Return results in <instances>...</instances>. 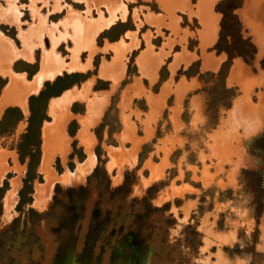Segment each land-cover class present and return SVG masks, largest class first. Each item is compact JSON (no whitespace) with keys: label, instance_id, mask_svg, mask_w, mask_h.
Returning a JSON list of instances; mask_svg holds the SVG:
<instances>
[{"label":"rangeland","instance_id":"rangeland-1","mask_svg":"<svg viewBox=\"0 0 264 264\" xmlns=\"http://www.w3.org/2000/svg\"><path fill=\"white\" fill-rule=\"evenodd\" d=\"M187 1L196 11L198 0ZM119 2L123 3L125 12L123 16L116 12L115 21L132 17L139 29L141 18L152 25L146 17L161 13L158 15L163 16L158 18L168 22L158 0ZM244 2L218 0L215 3L214 11L219 16L217 38L205 52L221 62L216 71L205 70L199 74V85L195 81L187 84L182 76L189 80L199 67L202 71L200 32L203 27L198 17L175 10L178 33H173L166 24L155 26L159 27L155 29V38L148 33L146 45L152 52L160 47L159 51L168 55L162 67L156 69L155 79L139 69L140 76L134 78L133 86L126 87L137 70L136 53L132 51L124 55L123 79L114 91L110 85L108 92H101L109 88L110 80L96 79L94 75L100 63L109 60L111 51L89 57L83 48L76 61L88 65L84 73L78 71L59 77L39 89L43 92L37 101L29 104L27 99L26 110L11 105L19 108H8L0 116V154L5 156L6 168L0 180V228L4 224L0 229V264H264V80H257L248 95L250 102L261 109L259 130L245 137L242 128H232L228 113L235 100L244 96L240 85L228 84L235 62L245 64L256 79L264 73V53H260L238 15ZM42 3L37 1L36 9L52 36L60 35L61 42L55 51L63 63L70 60L71 41L68 40L72 34L67 30L66 40L63 39L64 31L60 33L62 27L55 22L73 10L85 23L98 18L106 20L105 16L110 14L102 4L87 0H60L57 11L52 10L53 2L47 6ZM30 4L31 0H17L15 4L22 22L19 30L0 23V34L16 49L22 46L20 31L38 25L28 10ZM4 8L6 4L0 0V10ZM126 27L114 28L113 36ZM49 36L42 32L41 44L36 42L39 47L33 50V63L18 61L13 64V70H22L30 78L38 69L41 50L50 49ZM182 37L186 39L180 43ZM101 41L102 36H98L97 43ZM142 46L140 43L137 47ZM180 51L196 56L194 63L179 65L183 70L173 73L169 70L170 78L174 75L173 81H169L171 85L176 86L174 82L181 79L174 91L177 105L168 109L172 98L167 101L165 98L173 93L170 85L165 84L161 93L154 96L143 86L142 79L146 78L152 92H157L160 80L167 75L165 66ZM21 76L26 81L25 75ZM4 78H8L9 86L10 77ZM1 81L4 79L0 78V85ZM144 84L147 85L145 80ZM70 85L73 90L90 85L89 98L97 101L101 95L108 94L105 99L109 103L106 102L102 118L89 130L94 142V165L85 175L84 183L63 188L54 181L50 203L40 212L34 206L36 188L47 185L45 174L40 171L42 129L51 121L48 115L51 97L61 95ZM127 97L130 100L124 108L122 104ZM142 97L148 102L147 113L143 110L146 106L140 100ZM158 106L160 110L156 112ZM70 110L74 115L90 118L84 102H72ZM123 117L128 118L133 140L125 138ZM79 124L76 119L67 123L70 149L64 159L57 154L50 164L58 178L75 174L88 160L84 145L75 138ZM135 139L140 144L132 154ZM222 139L226 144L220 142ZM228 147L236 151L226 153L223 159L222 154ZM110 150H114L112 156L108 153ZM239 159H245L247 164L236 165ZM125 164L127 167L118 178L117 169ZM151 168L154 172L162 168V177L148 183L152 178ZM172 190H177L173 196ZM11 193L14 201L10 219L5 222V201ZM42 227L44 231L39 232Z\"/></svg>","mask_w":264,"mask_h":264},{"label":"bare ground","instance_id":"bare-ground-1","mask_svg":"<svg viewBox=\"0 0 264 264\" xmlns=\"http://www.w3.org/2000/svg\"><path fill=\"white\" fill-rule=\"evenodd\" d=\"M42 1L44 6L49 5V2H53V11L59 10L60 0H31V4L29 7L30 15L32 18L37 19L38 25H35L27 31L21 30L19 33V40L22 43L23 51L17 52L13 47L12 43L3 38L0 34V75L9 76L10 77V85L6 90V95L3 99V104L0 107H4L6 105H19L22 107L23 110H26V99L29 94H36L42 84L43 79L53 80L57 75L61 74L62 70H66L68 72L77 71V70H85L87 67H82L78 65L76 60L77 57L79 58V52L84 45V47L91 50V45L89 41V37L94 33L96 30L94 28V24L92 22L88 23L89 28L86 30V35L84 39V44L81 46L79 37L76 36L77 28L73 24V18L63 24L61 27L64 29V38H66V31L68 27L72 29L71 41L75 45V49L72 51V63L71 65H64L60 60L59 57L55 54L54 48L57 44V40L52 36V31L46 28L45 26V19L39 16L38 10L36 9V2ZM89 3L95 4H102L107 11L110 13V19L105 21L104 24H108L113 19L116 18V12H121L122 16L124 15V7L122 6L123 3L119 1L113 0H87ZM130 1V0H129ZM218 0H198L197 9L193 11L190 8L189 2L187 0H158L159 6L164 11L166 16L168 17V23H163L158 17L153 15H149L146 17V20L152 24L153 26H159L166 24L167 28H169L173 33H177L178 24L176 23L179 20L175 16V10L180 12H188L190 15L198 17L200 23L202 24L203 30L200 36V48L202 50V71L209 70V71H216L219 67L221 59L215 58L213 55H208L205 52V48L207 46L212 45L216 38H217V31H218V19L219 16L214 11V5ZM244 6L242 9H239L238 15L244 25L249 31V34L254 38L256 45L258 46L260 53H264V0H244ZM6 4L5 10H0V23H6L12 26H15L18 30L21 26L20 23V16L18 10L15 7L17 0H3ZM90 5V4H89ZM91 6V5H90ZM99 7V6H98ZM97 7V8H98ZM71 9V8H70ZM70 11H68L69 13ZM73 13V11H71ZM70 12V13H71ZM75 16V15H74ZM73 17V16H72ZM79 17V16H78ZM81 18V17H80ZM80 22H84L83 20ZM102 18V17H101ZM104 19V18H102ZM99 22V21H98ZM37 23V22H35ZM100 23V22H99ZM72 24V25H71ZM80 25V24H79ZM51 26V25H50ZM71 26V27H70ZM58 27V26H57ZM80 27V26H79ZM59 28V27H58ZM159 29V27H157ZM51 29V28H50ZM59 31V30H58ZM42 32H46L49 34V38L51 41V50L49 52L43 51L42 57V71L38 75V77L34 80L32 84L26 83L24 77L17 76L11 71V63L19 57H22L26 60L32 61L33 59V50L35 49L36 42L41 44V34ZM55 32V31H54ZM61 33V32H60ZM63 33V32H62ZM69 34V33H68ZM186 34V33H185ZM184 34V35H185ZM44 35V34H43ZM54 35V34H53ZM48 36V35H47ZM58 36V35H57ZM68 37V36H67ZM186 37H182L180 39V43L185 42ZM66 40V39H65ZM64 40V41H65ZM61 42V41H60ZM43 43V40H42ZM59 44V43H58ZM172 44V43H171ZM170 44V46H171ZM42 46V45H41ZM37 46L36 48H38ZM43 48V47H42ZM42 51V50H41ZM94 51H90V55L93 54ZM122 53H117L116 60L119 62L117 63V67L112 65H105L101 70V77L109 78L112 81V88H114L120 78L123 76V64H122ZM195 58L194 55H190L185 51L182 52L179 56H175L174 65L171 69H175L180 64L188 65L193 59ZM89 63V61H88ZM150 65V68L147 66L144 67V72L152 79L155 76L154 72L159 65L158 62H153ZM241 61H236L231 71V74L228 78V84L237 83L242 87L244 96L238 98L234 102L233 109L230 110L228 113L231 117L229 123L232 125V128H242L245 137H248L254 134L257 130L260 129L262 124L261 118V109L260 106H254L249 100V92L251 88L257 84V80L262 81L264 80V73L260 74L259 78H255L251 75V72L248 68L244 66ZM88 66V65H87ZM89 88L90 85L83 86L81 91L73 90L69 93H66L60 100L54 101L51 103L49 114L53 118V122L51 124H45L42 133H43V162L40 168L45 174L46 177V187L44 188H36L37 192L35 195V208L42 212L46 210L47 206L50 203V195H51V186L53 185L54 181H58L63 188L69 186L77 187L80 184L84 183L85 175L91 170L94 165V158H93V138L89 134L90 126L95 125L100 117L103 109L105 108L106 102H108L105 98L108 96L107 94L101 95L99 100L89 99ZM100 96V95H99ZM79 100L81 102H85L87 104V108L90 113V118H85L83 120L79 119L83 130L81 134L78 136L80 143L84 145L85 152L87 153L88 160L83 166H79L77 172L75 174L63 175L61 177H57L51 170V162L55 155L59 154L62 159L65 158L66 154L69 151V139L66 134V125L68 121L72 118L71 114L69 113V106L72 101ZM128 97L125 98L124 105L127 106L128 104ZM164 99L162 98L161 101ZM261 104V103H260ZM158 106L156 112L160 109ZM1 111V108H0ZM124 122L126 123V139L133 140V136L131 133V127L127 123V118H124ZM149 131V129H147ZM232 133V131L230 132ZM229 135H232L230 134ZM135 138V137H134ZM237 140V139H236ZM135 141V142H134ZM134 142V151L132 154H135V151L139 149V142L135 139ZM238 141V140H237ZM221 143H225L224 139L220 140ZM114 151V150H113ZM112 150L108 153L112 156L114 154ZM236 149L227 148L222 154L223 159L226 157L225 154L227 153L232 154L235 152ZM131 154V153H130ZM227 155V156H228ZM134 156V155H133ZM132 156V157H133ZM222 157L220 156L221 160ZM5 156L0 154V180L6 171L5 164H4ZM127 160V159H126ZM122 161V160H121ZM125 162V161H124ZM129 164V162H128ZM131 164V163H130ZM245 159H239L236 165H246ZM121 165V164H120ZM127 167L126 164L118 167L117 169V177L120 178L121 172ZM164 166H162L163 168ZM162 168L157 169V171L152 170V180L159 179L162 177ZM148 182V181H147ZM150 183V181L148 182ZM17 186V183H14V187ZM177 192L172 190V196L175 195ZM137 193V192H135ZM13 193H11L5 201V222L9 221L10 216L9 212L12 207V202L14 201ZM167 196V195H166ZM163 200V199H162ZM160 200V201H162ZM4 225V224H3ZM3 225L0 229H2ZM44 227L39 229V232H43Z\"/></svg>","mask_w":264,"mask_h":264},{"label":"crops","instance_id":"crops-1","mask_svg":"<svg viewBox=\"0 0 264 264\" xmlns=\"http://www.w3.org/2000/svg\"><path fill=\"white\" fill-rule=\"evenodd\" d=\"M113 1H119V0H113ZM3 6H5V5H3ZM73 12H74V10H73ZM146 14V13H145ZM155 14H157V15H155V16H157V17H161V16H163V15H158V14H161V13H155ZM75 15V16H74ZM110 15V14H109ZM109 15L107 14L106 16H105V19L106 20H100L99 18L98 19H95L96 21H89V22H92L94 25V28L96 29L95 31H94V33H93V35H91V37L89 38V41H90V45H91V50L92 51H94L93 52V56H96V55H102V54H105L106 53V51L109 53V51H111V53H109L110 54V58H109V60H105V62H101L100 63V65H99V67H98V69L96 70L97 71V74L96 75H94V77L96 78V79H104V80H106V81H108V80H110L109 78L107 79V78H103V77H101V70L103 69V66H105V65H112V66H114V67H117L118 65H117V63L119 62L118 60H116V57H117V53H122V55H123V58H124V55H128L129 53H131L132 51H134L136 54H135V58H134V63L136 64V66H137V70H136V73H135V75H133L132 77H131V79L129 80V83L126 85V87L128 88V87H131V86H133V84H134V78H137V77H139L140 76V74H139V69H140V72L141 73H143V74H145V72H144V67L146 66H148V67H150V65H152L153 63H152V61L154 62H160L159 63V65L157 66V68L156 69H160L161 67H162V63L164 62L163 61V59L165 58H167V53L166 52H160L159 50H160V47L158 48V51H155V52H152V50H151V48L150 47H148L147 45H146V42L149 40V32L151 33V37H156V35H154V32H155V29H157L155 26H153V25H149V24H147V22L144 20V17L143 18H141L140 20L142 21V24H141V26L139 27V29L137 28V22H135L133 19H132V17L130 18V17H126L124 20H122V19H120V18H122V17H120L118 20H116L115 21V19H113L111 22H109L108 24L106 23V24H104V22L105 21H107V20H109L110 19V17H109ZM73 16V17H72ZM120 16H122V13H120ZM132 16V15H131ZM71 18H73V24H74V26L77 28V31H76V36L77 37H79V41H80V45L82 46L83 44H84V39H85V33H86V30L89 28V25H88V23L86 24L85 22H80V20L78 19L79 17H78V15H76L75 14V12L74 13H68L67 12V14H66V16H64L63 18H61L60 20H58L57 22H55V25L56 24H60V26H62L63 24H65L67 21H69ZM100 23H99V22ZM166 24L168 23V22H165ZM176 23H177V21H176ZM80 24V25H79ZM126 26L127 25V27L125 28V29H123L116 37H114L113 36V29L114 28H116L117 26ZM80 26V27H79ZM153 26V27H152ZM178 27H179V25H178ZM61 29V28H60ZM27 30V29H26ZM25 30V31H26ZM24 31V30H23ZM64 31V29L62 28L61 29V33ZM70 31H72V29H68V32H69V34H71L70 33ZM137 32H139L138 33V37H137V41L139 42V43H137V41L135 40V34L137 33ZM179 32V30H177V33ZM185 32V31H184ZM183 32V33H184ZM98 36H102V41H101V43L100 44H98L97 43V38H98ZM4 39H6L5 37H3ZM59 38H60V35L58 36V38H55L56 40H57V44H56V46H55V48L53 49L54 50V52H55V50H56V48L59 46V44L58 43H60L58 40H59ZM7 40V39H6ZM68 41H71V39L70 40H68ZM21 42V41H20ZM140 43L143 45L142 47H139V49H138V45L140 46ZM151 45H152V43H150ZM48 46H49V44H48ZM47 46V47H48ZM51 47H52V45H51V42H50V49H46V52H49L50 50H51ZM97 47H99V48H102L101 50L100 49H98ZM70 48V52H71V54H70V60H69V62H65L64 61V63L61 61L62 60V58L61 57H59V60L64 64V65H71V63H72V61H73V55H72V51L75 49V45L73 44V42L71 41V46L69 47ZM83 48H85V49H87V50H84L86 53H88L89 54V57H90V49H88V48H86V47H84V45L82 46V48H81V50H80V52L82 51V49ZM15 50L17 51V52H20V51H23V48H22V46H21V49H16L15 48ZM99 50L100 51H102V52H99ZM57 51V50H56ZM79 52V53H80ZM189 52H192V51H189ZM166 53V54H165ZM182 53V51H180V52H178L177 53V55H180ZM55 54L57 55V53L55 52ZM40 55H41V57L39 58V66H38V69L34 72V74L32 75V76H30V78H27V74H26V72H23L22 70H13V67H14V69H15V66H13V64H16L18 61H23V62H25L26 64H31V63H33L34 62V60H35V56L33 55V60L30 62L29 60H26V59H24V58H22V57H19V58H16V60L15 61H13V63H12V70L14 71L13 73L15 74V75H17V76H21V75H25V78H26V81H27V83L28 84H32L33 82H34V80L38 77V75L41 73V71H42V69H43V67L41 66L42 65V57H43V51H41V53H40ZM116 55V56H115ZM190 55H192V54H190ZM92 56V57H93ZM196 56V55H195ZM123 58H122V64H123ZM114 59V60H113ZM164 59V60H165ZM174 60H175V57H172V59H171V61L170 62H168L167 63V65L165 66V70L167 71V75L164 77V78H162L161 80H160V85H159V88H158V91L157 92H152V85H151V87H149V82H148V80H146V78H143L142 79V84H143V86L146 88V89H150V91H151V93L154 95V96H158L160 93H161V91H162V89H163V87L165 86V84H169L170 86V88H171V90L173 91V93L170 95V96H166V101H167V99L168 98H172V103H171V105L168 107V109H170V108H172V109H174L175 107H176V96H175V90L177 89V87L179 86L178 84H180V79H181V77H179V79L176 81V82H174V84H177L176 86H174V85H171V83H169V81L170 80H172L174 77V75L172 76V78H170L171 77V74H170V71L173 73L175 70L176 71H178L179 69H182L183 70V68H178L179 67V65H178V67H176L175 69H170V68H172V66L174 65ZM41 61V62H40ZM68 61V60H67ZM193 61V60H192ZM191 61V62H192ZM137 62V63H136ZM172 62V63H171ZM126 63V62H125ZM171 63V64H170ZM192 63H194V62H192ZM191 63V64H192ZM170 64V65H169ZM190 64V65H191ZM79 66H82V67H87L88 68V66H87V64H85V62H82L81 64H78ZM117 65V66H116ZM126 65V64H125ZM154 65V64H153ZM182 65L183 66H187V65H185V64H183L182 63ZM189 65V66H190ZM168 66H170L169 67V69H168ZM188 66V67H189ZM102 67V68H101ZM123 67H124V65H123ZM86 68V69H87ZM86 69L85 70H77V71H72V72H69V73H67V71L66 70H64V71H62V73L61 74H59V75H57L53 80H49V79H43L42 80V84H41V88H40V90L44 87V85H49V83H54L59 77H61V76H71V74L72 73H75L76 74V72H78V71H80V73L81 72H83L84 73V71H86ZM170 70V71H169ZM155 72H157L156 70H155ZM154 72V75L156 74ZM201 72H203V71H201L200 70V67H199V69H198V71L197 72H195L194 74H191V77H188L189 78V80L185 77V76H182V77H184V79H185V82L187 83V84H189V83H191V82H193V81H195L196 82V84L197 85H199V80H198V76H199V74L201 73ZM37 73V74H36ZM36 74V75H35ZM229 74V73H228ZM35 75V76H34ZM145 75H147V74H145ZM34 76V77H33ZM148 76V75H147ZM23 77V76H22ZM0 78H3L4 79V81H1V85H0V106H2V104H3V99H4V97H5V95H6V90L8 89V78H4V75H0ZM123 79V76L120 78V80H119V82H118V84L120 83V81ZM152 79V78H151ZM153 79H155V76L153 77ZM88 80H90V78L88 79ZM87 80V81H88ZM144 80L147 82V85H145L144 84ZM158 80V79H157ZM156 80V81H157ZM173 81V80H172ZM48 82V83H47ZM109 82V88L107 89V90H105V91H101V92H108L109 90H110V85H111V91L113 92L114 91V89H115V87L118 85H116L114 88H112V81L110 80V81H108ZM110 82H111V84H110ZM46 83V84H45ZM155 84V83H154ZM226 84V83H225ZM7 85V86H6ZM84 85V84H83ZM82 85V86H83ZM6 86V87H5ZM82 86L80 87V88H77V91H80V90H82ZM227 85H225V87H226ZM5 87V88H4ZM228 87V86H227ZM3 89H5V90H3ZM73 89L74 88H72V85H70V86H66L64 89H63V92H62V94L61 95H59V96H54V97H51V99H53V102L54 101H56V100H60V98H62L66 93H69V92H71V91H73ZM2 91H5V92H3V94H2ZM40 92V91H39ZM43 91H41L38 95L37 94H29L28 96H27V99H29V104H31L32 102H30V98L31 97H34V98H40L41 96H40V94L42 93ZM96 93V92H95ZM64 94V95H63ZM113 94V93H112ZM108 95V94H107ZM29 96H30V98H29ZM88 98H89V96H88ZM137 98V97H136ZM140 98V97H139ZM191 98V97H190ZM27 99H26V103H27ZM48 99H50V98H48ZM89 99H92L91 97L89 98ZM128 99L130 100V98L128 97ZM183 99V98H182ZM194 99V98H193ZM129 100H128V102H129ZM140 100H143L144 101V104H145V106H146V108L145 109H143L144 110V113H147L148 112V102L146 101V99L145 98H143L142 97V99H140ZM191 100V99H190ZM81 102V101H79V100H75V101H72V102ZM71 102V103H72ZM124 102H125V99H124V101H123V104H122V106L124 107V108H126L127 106H125L124 105ZM50 103V105H48L49 106V108H48V115L50 116V114H49V109H50V106H51V103L52 102H49ZM83 103V102H82ZM85 103V102H84ZM109 103V102H108ZM120 103V102H119ZM190 103V102H189ZM11 105L12 104H9V105H6V106H4V107H0L1 108V111H0V116H2L3 114H5V112L8 110V108H19V107H11ZM107 105V104H106ZM191 105V104H190ZM26 106H27V104H26ZM70 106H71V104H70ZM70 106H69V113L71 114V116H72V118L71 119H76L77 121L79 120V119H81V120H83V119H85L86 117L85 116H82V115H79V114H77V115H74V114H72L71 113V110H70ZM86 106H87V104H86ZM21 107V106H20ZM105 107H107V106H105ZM22 108V107H21ZM164 108V107H163ZM229 110V109H228ZM162 111H163V109H162ZM161 111V112H162ZM102 112H104V111H102ZM169 113V116H170V114H171V110H170V112H168ZM101 114H103V113H101ZM101 116H103V115H100V119L102 118ZM50 118H51V121L50 122H47V124H50V123H52L53 122V118L50 116ZM124 118H127V117H123L122 119H123V123L125 124V128L127 129V126H126V123L124 122ZM70 119V120H71ZM99 119V120H100ZM69 120V121H70ZM68 121V122H69ZM127 123L129 124V122H128V118H127ZM78 124H79V121H78ZM67 126V125H66ZM44 127V126H43ZM91 127V126H90ZM91 128H89V130H90ZM82 130H83V128H82V126H81V124H79V131H78V134H77V136L75 137V138H77V140L79 139L78 138V136L81 134V132H82ZM88 130V131H89ZM90 133H91V131H89ZM66 134H67V130H66ZM68 136V135H67ZM42 137H43V133H42ZM69 137V136H68ZM69 141L71 142V138L69 137ZM42 141H43V138H42ZM79 142V141H78ZM43 144V143H42ZM140 144V143H139ZM69 147H70V143H69ZM152 177V176H151ZM160 179V178H159ZM154 180H157V179H154ZM154 180H152V178H151V180H149L150 181V183L152 182V181H154ZM72 187V186H71Z\"/></svg>","mask_w":264,"mask_h":264},{"label":"trees","instance_id":"trees-1","mask_svg":"<svg viewBox=\"0 0 264 264\" xmlns=\"http://www.w3.org/2000/svg\"><path fill=\"white\" fill-rule=\"evenodd\" d=\"M40 96H41V94H40ZM38 100V98H34V97H31L30 98V102H32V101H37Z\"/></svg>","mask_w":264,"mask_h":264}]
</instances>
